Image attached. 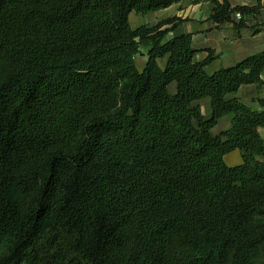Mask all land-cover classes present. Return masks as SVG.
<instances>
[{
	"label": "trees",
	"instance_id": "1",
	"mask_svg": "<svg viewBox=\"0 0 264 264\" xmlns=\"http://www.w3.org/2000/svg\"><path fill=\"white\" fill-rule=\"evenodd\" d=\"M178 1L0 0V264H264V109L228 97L264 50L209 72L181 18L132 26Z\"/></svg>",
	"mask_w": 264,
	"mask_h": 264
},
{
	"label": "crops",
	"instance_id": "2",
	"mask_svg": "<svg viewBox=\"0 0 264 264\" xmlns=\"http://www.w3.org/2000/svg\"><path fill=\"white\" fill-rule=\"evenodd\" d=\"M234 4H247L250 6H258L257 11L250 12L245 15V24L236 26L234 22L226 21L217 24L210 17L214 3L211 1H201L194 3L191 0H181L174 2L166 8H162L143 15L156 13L154 20L137 22L134 24L132 14L130 13V21L133 27L141 24H154L168 17H178L182 20L170 32V35L191 33L194 47L197 48L195 55L196 60H202L207 57L209 49L213 50L214 58L207 65V70L213 72L221 67L230 66L245 57L264 50V0L261 3L258 0H232ZM260 3V4H259ZM142 14V13H138ZM234 18L238 20L235 16ZM166 24L165 26H170ZM141 61L138 67L142 69L147 61L146 54H140ZM137 60V58H136ZM161 65L165 64V59L160 60ZM262 84L255 82L245 83L234 92L228 94V97H238L241 101L256 109H264L259 98L264 97V70L262 71ZM170 89H175V83L170 85ZM194 103L200 104L205 116H209L212 112L211 99L206 96L196 100ZM233 113L223 115L219 122L213 127V132L219 134L222 130L227 129L231 125ZM260 132L264 138V127H260ZM225 160L229 165L232 161L240 164L243 161L242 153L239 149L232 150L225 155ZM242 160V161H241ZM230 161V162H229Z\"/></svg>",
	"mask_w": 264,
	"mask_h": 264
},
{
	"label": "rangeland",
	"instance_id": "3",
	"mask_svg": "<svg viewBox=\"0 0 264 264\" xmlns=\"http://www.w3.org/2000/svg\"><path fill=\"white\" fill-rule=\"evenodd\" d=\"M156 13H151V14H147V15H143V14H138V13H134L132 14V20L134 24H138L137 22H141L143 21H147V20H154L155 19V15ZM137 63L140 65V61H141V56L138 55L137 57ZM242 161V160H241ZM230 162V161H229ZM230 164H237L236 161H232Z\"/></svg>",
	"mask_w": 264,
	"mask_h": 264
},
{
	"label": "built area",
	"instance_id": "4",
	"mask_svg": "<svg viewBox=\"0 0 264 264\" xmlns=\"http://www.w3.org/2000/svg\"><path fill=\"white\" fill-rule=\"evenodd\" d=\"M235 17H236L237 19H240V18L242 17L241 12L237 11V12L235 13Z\"/></svg>",
	"mask_w": 264,
	"mask_h": 264
}]
</instances>
